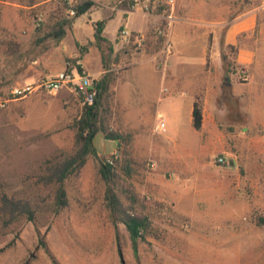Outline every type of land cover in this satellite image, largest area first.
I'll use <instances>...</instances> for the list:
<instances>
[{"label": "rangeland", "instance_id": "obj_1", "mask_svg": "<svg viewBox=\"0 0 264 264\" xmlns=\"http://www.w3.org/2000/svg\"><path fill=\"white\" fill-rule=\"evenodd\" d=\"M85 1L74 0V5ZM64 2L0 0V206L4 194L30 197L44 162L73 149L74 123L84 106L81 99L68 88L56 94L39 91L14 97L13 87L24 83L17 81L15 72L21 66V56L10 52L14 43L6 40L13 34L10 26H39L48 35L64 11ZM220 2L215 18L225 27L239 13L256 10L252 41L241 37L234 48L223 43L222 52L236 72L235 78L244 82L250 81L252 74L261 78L264 0ZM165 21L162 18V25ZM114 28L110 24L108 32L113 34ZM152 34L145 39L139 36V43L123 37L118 56L107 60L108 71L103 70L102 59L100 66L95 65L104 71L99 77L106 72L112 76L111 128L133 136L129 174L121 169L124 155L116 140L99 132L94 145L107 161L118 153L120 177L116 178L115 190L124 204L131 206L135 201L137 211L151 222L150 231L138 242V254L126 225L113 224L105 205L107 185L98 173V159L91 155L81 173L66 182L70 206L64 211L54 213L44 208L32 221L26 216L10 220L11 216L0 210V264H264V225L257 223V217L264 215V128L259 123L254 125L253 113L241 110L250 104H264V99L253 96L244 100L231 95V88H224L229 112L221 105L223 118L215 119V127L209 124L204 131L185 128L179 134H169V125L160 127L167 114L139 110L135 56L155 54L160 60L168 54L165 36L161 40L159 31ZM242 43L257 50L248 70L237 62ZM84 46L82 54L91 43ZM67 62L75 60L69 58ZM219 98L215 97L217 102ZM219 156L226 162L219 163Z\"/></svg>", "mask_w": 264, "mask_h": 264}, {"label": "crops", "instance_id": "obj_2", "mask_svg": "<svg viewBox=\"0 0 264 264\" xmlns=\"http://www.w3.org/2000/svg\"><path fill=\"white\" fill-rule=\"evenodd\" d=\"M154 1L155 8L145 12L129 0H93V5L74 18L72 26L61 38L49 33L44 35L39 26H10L9 31L13 34L6 38L14 43L10 52L16 57L21 56V66L15 71L18 73L17 81L33 82L55 75L65 69L67 60L74 56L80 57L74 64L84 66L90 74L94 71L93 78H98L105 70L104 67V71L96 67L101 64L102 54L95 43V27L98 21H102L103 36L113 45L108 58L112 56L114 59L124 43V38L119 35L121 28L145 39L153 32H160L163 26L173 50L160 60L155 54L135 56L133 72L140 89L139 110L167 114L164 116L165 126L170 127L169 134L176 135L185 128H194L193 110L197 96L202 101L203 131L210 128L209 124L215 127L216 118H223L221 105L225 112H229L224 88H231V95H239L244 100L253 96L264 99V74L261 78L252 74L250 81H241L234 77L236 72L227 70L222 58V40L225 45L237 44L241 37L252 41L257 27L255 9L239 13L234 22L225 27L220 18H215L216 10H220V0H177L178 19L168 26L167 21L162 25L166 9L164 0ZM209 14L214 18H209ZM83 15H87L86 19L81 18ZM110 24L115 27L113 34L108 32ZM261 31L264 40V24ZM88 43L91 46L82 54L79 45ZM251 45L242 43L237 58L239 66L246 70L253 64L257 52ZM217 96L220 97L218 102ZM241 108L244 112L253 113L251 118L255 126L259 123L264 128V104Z\"/></svg>", "mask_w": 264, "mask_h": 264}, {"label": "trees", "instance_id": "obj_3", "mask_svg": "<svg viewBox=\"0 0 264 264\" xmlns=\"http://www.w3.org/2000/svg\"><path fill=\"white\" fill-rule=\"evenodd\" d=\"M93 5L92 0H87L78 5L76 13L73 17H69V5L65 1L64 7L56 21L53 23L52 34L56 38H61L66 34V29L72 26L75 17L80 16L86 12ZM120 29L119 35L121 36ZM160 39L164 35L160 33ZM163 35V36H162ZM139 35L134 33L131 42H141V39L136 37ZM96 45L101 51L104 69L108 71L109 54H112L113 45L103 36V22L98 21L95 27ZM224 40H222V44ZM136 45V44H135ZM81 53L86 49L85 46L79 45ZM234 48L233 44L228 45ZM80 57L74 56L72 59L77 60ZM222 58L227 70L233 71L231 63L227 60V55L222 52ZM112 76L109 72L104 73L98 78H94V85L98 90V95L92 105L84 104L82 115L75 120L74 127L76 129L75 141L73 149L69 152H61L48 158L34 181L33 187L36 189L30 197H11L4 194L1 199V212L11 216L10 220H14L19 216H26L29 220L35 221L37 213L48 208L54 213H60L70 206V197L68 189L66 188L67 180L73 175H79L82 168L88 161V158L93 155L99 161L98 173L103 181H105L107 188L105 192V205L109 210L114 226L117 227L118 222H122L128 229L133 243L135 254H138V242L151 229V222L149 218L137 211L135 206L124 204L121 199L119 191L115 190L114 184H117L116 178L120 176L117 173L119 159L113 163L107 161L97 152L94 145V137L101 132L107 139L116 140L118 142L119 151H123V165L121 167L125 173L129 174L131 171V162L129 155V146L132 143V133H122L111 128L110 116L112 115L111 97L110 93ZM193 127L201 131L203 129V107L200 98L197 97L194 103L193 110ZM113 183V184H112ZM118 187V184H117ZM8 222H12L9 221ZM257 223L264 225V215L257 217ZM118 252L122 257V249L119 246ZM123 264H126L122 261Z\"/></svg>", "mask_w": 264, "mask_h": 264}, {"label": "built area", "instance_id": "obj_4", "mask_svg": "<svg viewBox=\"0 0 264 264\" xmlns=\"http://www.w3.org/2000/svg\"><path fill=\"white\" fill-rule=\"evenodd\" d=\"M68 5V13L70 16H74L76 13V8L74 5V0H65ZM134 6L140 7L145 12H151L155 8L154 0H129ZM165 4V19L168 26L174 23L178 19L177 14V0H164ZM160 33L165 36V49L168 54L171 53L172 44L167 39V33L164 28H160ZM121 36L127 38L126 41H131L134 33L129 29H122ZM138 37V36H136ZM139 39V37H138ZM63 88H68L75 92L81 99V103L92 105L95 102V98L98 95V90L94 85L93 76L87 71L86 68L81 67L77 64L67 62L66 68L59 71L55 75L44 77L33 82H25L22 84L15 85L12 89V95L14 97H26L29 94L35 92H48L51 94H56ZM165 121L160 122V127H165ZM159 128V126H158ZM116 152L112 156L108 157V161L113 163L118 157ZM219 163H225L226 159L224 156H219L217 158Z\"/></svg>", "mask_w": 264, "mask_h": 264}, {"label": "water", "instance_id": "obj_5", "mask_svg": "<svg viewBox=\"0 0 264 264\" xmlns=\"http://www.w3.org/2000/svg\"><path fill=\"white\" fill-rule=\"evenodd\" d=\"M227 79H228V77H227ZM227 84H229V81L227 82Z\"/></svg>", "mask_w": 264, "mask_h": 264}]
</instances>
